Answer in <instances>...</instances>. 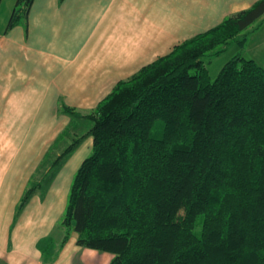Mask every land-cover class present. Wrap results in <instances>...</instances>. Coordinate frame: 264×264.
I'll return each mask as SVG.
<instances>
[{"label": "trees", "instance_id": "obj_1", "mask_svg": "<svg viewBox=\"0 0 264 264\" xmlns=\"http://www.w3.org/2000/svg\"><path fill=\"white\" fill-rule=\"evenodd\" d=\"M32 2L15 0L6 30ZM263 15L257 0L119 80L84 115L86 131L75 127L45 159L57 168L91 136L60 248L75 231L77 245L112 254L107 264H264V66L241 50ZM232 43L241 51L211 78L210 57ZM40 184L31 180L17 210Z\"/></svg>", "mask_w": 264, "mask_h": 264}, {"label": "crops", "instance_id": "obj_2", "mask_svg": "<svg viewBox=\"0 0 264 264\" xmlns=\"http://www.w3.org/2000/svg\"><path fill=\"white\" fill-rule=\"evenodd\" d=\"M255 1L33 0L25 21L6 30L15 0H0V119L15 118L10 129L0 128V264H75L77 254L87 255V247L76 244L75 231L59 248V219L91 136L57 168L43 164L60 154L59 143L69 135L64 130L86 131L85 111L119 80ZM260 42L264 46L261 34ZM62 105L81 116L63 112ZM29 122L42 130L26 134L23 126ZM33 179L41 184L17 210ZM54 246L58 254L55 250L52 258Z\"/></svg>", "mask_w": 264, "mask_h": 264}, {"label": "rangeland", "instance_id": "obj_3", "mask_svg": "<svg viewBox=\"0 0 264 264\" xmlns=\"http://www.w3.org/2000/svg\"><path fill=\"white\" fill-rule=\"evenodd\" d=\"M264 17V16H263ZM264 24V23H263ZM252 27V26H250ZM264 27V26H263ZM249 31V33L252 35H247V42L245 43V48H244V51L242 52L243 55L245 57H250V56H253L255 59H257L259 62H261L262 64H264V46L262 45V43H257L258 42V36L263 35L264 36V28L260 31L259 30V33L256 35H254L252 32L253 30H247V32ZM241 37V35H240ZM255 37V38H254ZM240 50V48L238 47V45L236 43H232L225 51H223L222 53H220L219 55H215V56H212L210 57V60L209 62L207 63V69H208V72H209V75L211 76V78H214V76L217 74V72L219 71V69L221 68V66L230 58L232 57L234 54H236L238 51ZM242 50V49H241ZM240 50V51H241ZM263 58H261V57ZM205 60L206 59H209L208 55L206 54L205 55ZM10 110V108H8ZM15 110L13 107H12V114L15 113ZM94 108H92L91 110L88 109L85 111V115L90 113L91 111H93ZM3 115V114H2ZM35 115H38L41 116L43 115V117H45V114L44 113H41V111H36L35 112ZM11 116V112H10V115ZM85 117V116H84ZM87 119V118H86ZM12 121H10L9 119L7 120H4L3 116L2 118L0 119V123H4L2 125H0V128H3V127H8L10 129L11 127V124H13L15 122V118L12 117L11 119ZM35 120V119H34ZM32 120V121H34ZM88 121V120H87ZM88 123H90L88 121ZM84 124V123H83ZM71 126V124L69 125ZM23 130L24 132L27 134H30L32 133L33 135L36 133H38L39 131L42 130L41 128V124H37V128L35 127V124L34 122H29L28 125H24L23 126ZM69 131V132H68ZM67 131V133H64V135H68V138H66L64 140V143H59V146L61 147V150H59V153L62 152V150L64 149V147L70 142V140H72V135L70 133L71 129H69ZM58 146V147H59ZM89 153V152H88ZM87 153V154H88ZM58 156V155H57ZM54 159V158H53ZM52 159V160H53ZM73 159V158H72ZM69 161V160H67ZM49 165H46V169ZM45 171V170H44ZM42 172V171H41ZM74 172V171H73ZM75 173V172H74ZM62 217V216H61ZM61 218L59 219V222H60ZM55 243V242H54ZM55 246L52 248H49L52 252L53 250V254H51L52 258L54 257L56 251L58 254V250L54 249ZM60 248V247H59ZM61 249H62V246H61ZM60 249V251H61ZM56 250V251H55ZM112 257V254L109 253V252H106V251H100V250H96V249H92V248H87V255L86 254H77L76 256V263L75 264H107L108 261L111 259ZM50 258H47L46 259V262H51L49 261ZM81 259V260H80ZM83 263H82V262Z\"/></svg>", "mask_w": 264, "mask_h": 264}]
</instances>
